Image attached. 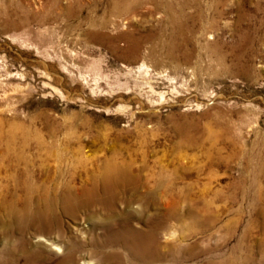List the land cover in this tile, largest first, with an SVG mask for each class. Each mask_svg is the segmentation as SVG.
Here are the masks:
<instances>
[{"label": "rangeland", "instance_id": "rangeland-1", "mask_svg": "<svg viewBox=\"0 0 264 264\" xmlns=\"http://www.w3.org/2000/svg\"><path fill=\"white\" fill-rule=\"evenodd\" d=\"M109 162L128 179L112 212L61 218L77 264H129L105 225L147 230L174 207L166 264H264V0H0V252L37 246L6 217L18 181L101 195Z\"/></svg>", "mask_w": 264, "mask_h": 264}, {"label": "bare ground", "instance_id": "bare-ground-1", "mask_svg": "<svg viewBox=\"0 0 264 264\" xmlns=\"http://www.w3.org/2000/svg\"><path fill=\"white\" fill-rule=\"evenodd\" d=\"M129 10H130V7L128 5H125L123 7L120 4H118L117 1L113 2V12L114 13L120 12V14H122V13L128 12ZM169 19L175 28L180 29L179 23H181V21L177 19V16L175 17L174 15H172ZM129 43H130L129 46L133 48V51H136L138 44H139L138 40L136 39L130 40ZM143 67L144 65L139 66L140 69ZM116 165L113 162H109L104 167V171L101 175L102 184H101V187L99 188V191H102L104 195H102V193L101 195L97 194V189L93 188L91 190L89 189L88 192L84 193L82 195L83 197L78 198V196L75 197L73 196L74 194L72 195L70 193L69 189L71 187L68 188V190H65L64 192H61V194L60 193L57 194V192L55 191L54 192L49 191L50 188L49 189L48 188L39 189L35 187V184L33 186V184H31L28 181H23V182H21V180L20 182L18 181L17 186L19 187L21 191L24 192L23 193L24 196L23 198L17 197L15 201L12 200L13 202L9 204L8 209L6 211V217H8V219L10 220L9 226L11 227L14 226L15 230H17V232L20 235L27 233L28 230L35 231L33 239H35L34 243H36L37 246H33L30 244L33 248H29L28 243L26 241H22L18 246L19 247L18 254H16L14 250L3 249V251L0 252V258H1L0 264H7L8 262L15 263V261L19 259H22L24 261V264H36L39 260L42 259L44 255V250L46 251V249H49L56 255H59L58 260L56 261L55 264H77L78 257L76 255L78 253L76 254V252L79 247L78 246L79 242L75 243L74 241L71 240V237L69 238L65 235L64 231L61 229L62 227L61 218L67 215L70 216V214H72L75 210L82 209V208H89L95 204L100 207L102 206L106 210L112 212L116 204V200L114 196L115 189L118 190L119 188L118 185L124 184L125 181L128 180L126 179V176L124 175V173L122 174L119 171L120 168L117 167L118 165L117 166ZM128 177L130 176L128 175ZM34 194H37L39 196L35 198ZM96 194L98 196H96ZM124 205L125 207L129 208L131 206V202L127 200V202H124ZM166 211L167 212L159 216L157 221H152L147 230L133 229L130 225H128V222H126L128 216H126L125 214L122 215L121 217V219L123 220L122 224H118V226H113V224L105 225L104 229H106L105 235L107 237L105 239L103 247H108L110 249H113V248L116 249L117 247L119 248V250L120 249L124 250L127 254V258L129 259V261L127 262L129 264H166V261H167L166 258H168L167 256H169L170 253L172 254L175 252L174 251L175 245H172L173 243L169 245L167 241L169 242V239L174 238L176 234V233L174 234L173 232L170 234L168 232L170 231L168 220H169V217L178 219L179 221L181 219V217L178 216V214L176 213L177 211L175 207L170 208L169 210H166ZM140 212H142V210H140ZM140 212L138 215L139 219L142 218L140 217L142 215L140 214ZM145 221L146 223L150 222V220L149 221L145 220ZM96 227L97 225L94 224V229ZM84 234L85 233H83V235ZM261 247L264 248V241L262 242ZM180 250L182 249L180 248ZM104 252L103 253L97 252L96 254H92V255L93 257L100 258V259L102 257H104V259H110L111 264H126V263H123V260L121 261L122 258L118 254L119 252H116L115 250L110 251L109 256H107L106 253ZM83 253L79 254L83 261L82 264H92V261L91 262L85 261L86 259L84 257L85 253L84 254ZM249 261H250V258H247L245 263L248 264ZM235 263L233 262V264ZM221 264H229V263L225 261V262H221Z\"/></svg>", "mask_w": 264, "mask_h": 264}]
</instances>
